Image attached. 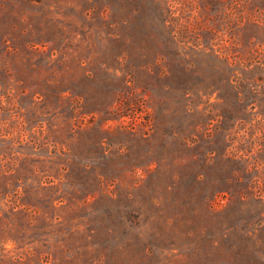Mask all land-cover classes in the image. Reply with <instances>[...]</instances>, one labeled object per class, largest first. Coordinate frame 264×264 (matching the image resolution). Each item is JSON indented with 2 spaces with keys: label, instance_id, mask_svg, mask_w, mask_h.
Wrapping results in <instances>:
<instances>
[{
  "label": "rangeland",
  "instance_id": "rangeland-1",
  "mask_svg": "<svg viewBox=\"0 0 264 264\" xmlns=\"http://www.w3.org/2000/svg\"><path fill=\"white\" fill-rule=\"evenodd\" d=\"M0 264H264V0H0Z\"/></svg>",
  "mask_w": 264,
  "mask_h": 264
}]
</instances>
